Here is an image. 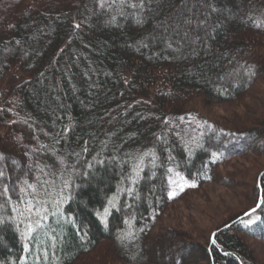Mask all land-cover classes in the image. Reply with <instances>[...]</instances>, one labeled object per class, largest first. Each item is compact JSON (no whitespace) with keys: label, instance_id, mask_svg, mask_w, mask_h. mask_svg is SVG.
Wrapping results in <instances>:
<instances>
[{"label":"trees","instance_id":"obj_1","mask_svg":"<svg viewBox=\"0 0 264 264\" xmlns=\"http://www.w3.org/2000/svg\"><path fill=\"white\" fill-rule=\"evenodd\" d=\"M215 3L223 11L211 13L198 28L184 20L205 19L202 0H187V7L182 0H153L142 25L132 8L116 15L118 3L102 9L98 0H0V152L9 158L13 204L25 179L54 181V196L62 184L59 160L75 163L72 153H81L77 172L87 171L83 165L94 157L106 161L88 177L72 176L78 185L72 198L49 215L35 240L21 236L26 221L20 230L10 222L0 225V264H25V258L26 264H81L97 251L104 264L264 263L252 257L245 240L264 244V204L252 215L259 221L242 222L259 202L258 188L254 206L220 227L216 244L204 247L171 227L157 229L173 204L219 181L217 169L233 150L256 152L246 144L254 146L253 140L264 147V124L259 130L218 123L203 112L259 98V93L248 95L264 77V26L255 21H264V0ZM113 15L116 22L108 23ZM15 73L24 80L5 98L3 89ZM195 100L203 110L193 107ZM66 128L71 130L65 133ZM231 136L239 138L238 147L226 144ZM148 152L156 160L153 166L151 156L144 157V179L134 186L139 199L117 196L119 188L133 187L127 178L132 165ZM113 157L121 164L111 163ZM70 171L63 172L65 178ZM113 196L116 207L102 223L97 213ZM5 201L0 196L5 204L0 215L24 221ZM129 232L134 238L122 240ZM104 242L110 247L100 251Z\"/></svg>","mask_w":264,"mask_h":264},{"label":"rangeland","instance_id":"obj_2","mask_svg":"<svg viewBox=\"0 0 264 264\" xmlns=\"http://www.w3.org/2000/svg\"><path fill=\"white\" fill-rule=\"evenodd\" d=\"M23 80L24 77L20 73H15L3 89L5 98H9L14 88ZM257 93H259V98L256 97L254 100L247 98L243 106H212L205 111L201 108L203 106L201 101L195 100L193 107L201 108L205 116L218 123L226 122L230 125L259 129V126L264 124V77L256 82L252 94L248 96ZM253 123H258V125ZM238 139L231 136L226 144L238 147ZM253 142L254 146L251 145L252 141H247L246 144L247 147L257 149L256 152L247 151V148L243 151L239 148L238 152L233 150L230 153L231 157H228L224 165L217 169L219 181L206 184L198 192L173 204L163 216L161 225L157 229L171 227L172 230L180 233V238L185 236L193 244L206 247L209 241L211 242L218 234L220 227L226 223L228 225V221H232L237 215L254 206L256 188L260 190L257 203L260 207V198L264 196V190L261 189L264 178V147L260 141L253 140ZM257 205L256 211L259 210ZM247 217L243 215V218ZM245 240L249 246L253 247L252 257L261 263L264 262V244L247 240V238ZM107 247H110L109 242H104L100 251ZM97 252L81 259L79 263L104 264L99 261ZM187 262L191 264L189 259L186 260V264Z\"/></svg>","mask_w":264,"mask_h":264},{"label":"snow or ice","instance_id":"obj_3","mask_svg":"<svg viewBox=\"0 0 264 264\" xmlns=\"http://www.w3.org/2000/svg\"><path fill=\"white\" fill-rule=\"evenodd\" d=\"M99 7L104 8H111L112 5H116L118 3L119 7L117 10L116 15L124 16L126 15L123 9L125 7L132 8L135 10L132 15L137 25H142L144 23V11L146 5H151L153 3V0H98ZM203 7L207 9V11L204 13L205 19L203 20H197L194 22V20L191 18V16L185 18L184 23L186 25H193L195 23L196 27L204 26L207 23V18L211 13H216L219 11H223V9H219L216 6L215 0H202ZM182 6L187 7V0H182ZM150 10V9H149ZM190 11V10H189ZM251 19V17H250ZM256 21V27H262L264 26V21L260 20L259 18H255ZM108 23H115L116 22V16L113 15L112 19L110 21H107ZM80 25L77 24L76 28H79ZM178 28L179 25H176ZM184 36L187 38L188 33L185 32ZM195 43V39L192 41ZM16 43H19L17 41ZM141 47H146L147 45L140 41ZM167 47L172 48L171 38H168ZM247 72L251 73L252 69L249 67ZM183 119V118H181ZM70 128H66L63 130V132L70 131ZM203 135V134H201ZM38 139V138H37ZM202 145H197V147H201ZM41 148H44L46 146L41 145ZM33 152L39 151V149H33ZM88 151L87 146H84L82 149L83 153H86ZM71 155L77 157L75 163L68 164L64 159L59 160V164L62 166V171L60 172V179L62 181V184L59 188H57L55 195L53 196L51 189L55 187L54 181H48L43 180L41 181L39 177H37L36 183H29L27 179L23 181L24 187L21 188L22 195L19 198V201L15 204H13L11 197L8 196L9 193V187L7 185V181L9 179L6 169V164L9 161V158L3 153L0 152V196L6 197V204H13L12 206V212L16 213L18 216L24 217V221H18L16 216L6 217L3 215H0V225H4L5 223L10 222L12 225L16 227L17 230H20V224L25 223L24 230L21 231V236L24 239L29 240H35L36 237L47 227V220L49 218V215H56L59 212L60 206L70 200L73 195V191L75 190L78 185L75 184V181L72 179L73 175L76 176H82V177H88L92 174V170H94L97 166H104L106 161L104 159H97L93 158L92 161H86L85 167L87 171L84 172H77L76 164L79 163V157L81 156V153H72ZM99 155V154H98ZM145 156H151L153 166L155 164L156 156L154 152H148L144 153L143 155L137 157V162L132 165L131 168V175L127 177L131 185L133 187H121L118 189L117 196L121 193H126L129 196H134L136 199H139V193L136 191L135 185H138V183L144 179V177L141 175V173L144 171L145 167ZM11 164L16 165L19 167V162L15 159H12ZM111 163L121 164L120 161L116 160L115 157H113ZM126 163V162H125ZM29 169L32 168V165L29 164ZM71 169V171L68 173V177L65 178L63 175L64 171H67L68 169ZM171 172L172 169H169ZM40 172H44V168H40ZM47 175H53L52 173H48ZM178 175V173H177ZM12 191H15V187L12 188ZM171 195V194H170ZM117 196H113L107 201V206L104 207L103 212H98L97 215L100 217L101 222L107 224V217L110 215V210L116 207L115 201L117 200ZM260 203L264 204V196L260 198ZM49 206H51L54 210L50 212ZM5 204H0V209L4 208ZM259 207V204L257 205ZM256 212V208H253L250 212L245 213V216H248L249 219L247 221H242L245 223V226H249L252 224H255L257 221L260 220V217L257 215L254 218L252 217V214ZM35 217V219H33ZM215 234H213L214 236ZM134 238V233H127L124 237H122V240H131ZM212 244H216V240L213 238L211 241ZM25 251H28L31 255V249L29 244H24ZM47 252H44V259H47ZM39 259V257H37ZM25 264H26V258H25ZM176 264H180L179 259H177Z\"/></svg>","mask_w":264,"mask_h":264}]
</instances>
